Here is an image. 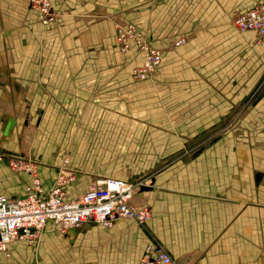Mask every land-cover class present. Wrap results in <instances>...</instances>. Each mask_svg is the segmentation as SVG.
<instances>
[{
    "label": "crops",
    "instance_id": "obj_1",
    "mask_svg": "<svg viewBox=\"0 0 264 264\" xmlns=\"http://www.w3.org/2000/svg\"><path fill=\"white\" fill-rule=\"evenodd\" d=\"M135 1L53 0L62 17L50 28H43L37 14L30 10V0H0V155L17 153L22 137L21 128H12L13 133L4 130L6 118L11 120L15 116V120L30 113L36 116V128L49 117L50 134L65 136L69 141L72 134L81 132L79 113L95 117V107L90 103L96 100L98 86L103 87L102 93L118 92L121 98H136L142 89H157L170 81L173 73L161 71L153 80L155 85L138 87L132 74L142 65V54L132 49L121 55L117 50L114 22L124 17L131 19L129 10ZM136 26L153 46L163 48L143 27ZM165 59L166 53L162 65ZM122 112L125 113L124 108L119 107V113ZM157 126L160 127L159 122L154 124ZM120 127L126 132L120 141L121 146L127 147L125 150L152 142L136 139L128 132L139 128L137 125L127 123ZM160 133L152 138L157 146L155 152L150 156L145 153V159L165 157L166 148L159 146L163 143H171L170 153L178 144L177 139L169 142L171 137H162ZM33 137L26 140L32 143ZM60 159L59 167L64 160L76 166L71 156ZM7 167L5 161L0 162V193L24 196L28 175L9 174ZM40 174L44 188L49 189L57 175L53 182L49 181L42 164ZM131 178V173L116 177L128 182ZM153 183L149 205L152 219L146 231L123 237L126 223L139 228L133 221H118L110 228V242L120 244L127 237V243L132 244L131 259L138 256L140 264L147 246L156 242L177 264H264V149L257 152L222 144L203 149L193 160L178 161L166 168ZM47 230L55 232L51 226ZM20 244L26 246L15 243L12 256Z\"/></svg>",
    "mask_w": 264,
    "mask_h": 264
},
{
    "label": "rangeland",
    "instance_id": "obj_2",
    "mask_svg": "<svg viewBox=\"0 0 264 264\" xmlns=\"http://www.w3.org/2000/svg\"><path fill=\"white\" fill-rule=\"evenodd\" d=\"M258 2L136 0L129 10L132 18L114 22L115 32L116 25H140L163 46L166 59L147 83L133 81L140 88L155 85L153 80L161 71H171L170 81L157 89L146 87L136 98H121L118 92L102 93L103 87L98 86L96 100L90 103L95 107V117L79 113L81 132L72 134L69 141L65 136L50 134L49 117L36 128L33 114L15 120H12L15 116L11 120L6 118L4 130L12 132L17 127L22 131L19 149L12 155L30 154L43 165L49 181L57 175L55 171L62 156L74 158L79 175L69 188V198L80 194L96 178H123L131 173V182L140 187L138 196L142 195L140 199L145 198L150 205L158 174L178 161L193 160L201 150L221 144L261 151L264 149V39L258 44L255 35L242 34L234 25L240 13L253 9ZM119 107L125 113H119ZM157 122L160 127H154ZM127 123L139 127L128 129L134 138L152 142L125 150L127 147L121 146L120 141L126 132L121 131L120 124ZM158 132L162 137H171L169 142L177 139L178 144L171 153L168 152L171 143L158 144L166 148L163 150L166 156L145 159V153L147 156L157 148L152 138L159 137ZM33 135L32 143L26 140ZM7 172L13 174L8 167ZM126 224L122 236L144 232L146 227L133 228V224ZM111 231L97 225L83 226L65 235L47 230L34 248L20 244L11 258L1 254L0 264H138V256L129 257L133 246L127 243V237L120 244L110 242Z\"/></svg>",
    "mask_w": 264,
    "mask_h": 264
},
{
    "label": "built area",
    "instance_id": "obj_3",
    "mask_svg": "<svg viewBox=\"0 0 264 264\" xmlns=\"http://www.w3.org/2000/svg\"><path fill=\"white\" fill-rule=\"evenodd\" d=\"M30 10L37 14L39 24L50 28L62 17L53 0H30ZM238 32L255 35V42L264 39V0L253 9L240 13L234 19ZM116 47L121 55L135 49L143 56L142 65L133 77L136 82H145L160 69L164 54L152 45L146 34L136 25H116ZM182 42L176 44L181 45ZM11 172L28 175L29 183L25 195L9 197L0 193V255L11 258V247L21 242L35 247L44 236L48 226L65 235L87 224L110 229L118 221H133L139 228L145 227L152 219L150 206L142 202L139 186L123 179L96 178L86 190L75 198L68 197V188L79 175L70 160H64L49 189L44 188L40 174V163L30 154L0 156ZM140 264H177L166 249L151 242L141 257Z\"/></svg>",
    "mask_w": 264,
    "mask_h": 264
},
{
    "label": "bare ground",
    "instance_id": "obj_4",
    "mask_svg": "<svg viewBox=\"0 0 264 264\" xmlns=\"http://www.w3.org/2000/svg\"><path fill=\"white\" fill-rule=\"evenodd\" d=\"M29 142V141H28Z\"/></svg>",
    "mask_w": 264,
    "mask_h": 264
}]
</instances>
